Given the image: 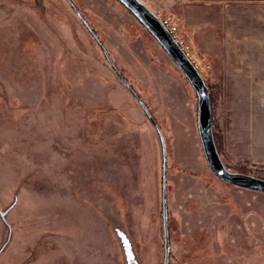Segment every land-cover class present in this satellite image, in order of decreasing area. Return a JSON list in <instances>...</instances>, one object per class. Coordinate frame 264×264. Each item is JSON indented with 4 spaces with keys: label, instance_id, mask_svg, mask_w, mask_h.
Wrapping results in <instances>:
<instances>
[{
    "label": "rangeland",
    "instance_id": "1",
    "mask_svg": "<svg viewBox=\"0 0 264 264\" xmlns=\"http://www.w3.org/2000/svg\"><path fill=\"white\" fill-rule=\"evenodd\" d=\"M141 1L204 78L224 165L264 178V0ZM163 174L167 264H264V193L211 171L144 25L117 0H0V264H163Z\"/></svg>",
    "mask_w": 264,
    "mask_h": 264
},
{
    "label": "water",
    "instance_id": "2",
    "mask_svg": "<svg viewBox=\"0 0 264 264\" xmlns=\"http://www.w3.org/2000/svg\"><path fill=\"white\" fill-rule=\"evenodd\" d=\"M154 36L184 76L189 81L197 96V128L200 137L202 150L211 171L223 181L252 190L264 193V178L251 174L231 171L222 162L218 153L212 129V115L208 86L197 69L196 65L187 55L185 50L169 31L159 16L153 12L141 0H119ZM139 100V99H138ZM143 108V103L139 101ZM162 146L163 140L161 136ZM164 154V151H163ZM164 175V174H163ZM165 177V176H164ZM163 217H164V263L168 260L169 241L166 229V209L165 196L162 197Z\"/></svg>",
    "mask_w": 264,
    "mask_h": 264
},
{
    "label": "trees",
    "instance_id": "3",
    "mask_svg": "<svg viewBox=\"0 0 264 264\" xmlns=\"http://www.w3.org/2000/svg\"><path fill=\"white\" fill-rule=\"evenodd\" d=\"M118 2H120L119 0H117ZM121 3V2H120ZM122 4V3H121ZM123 5V4H122ZM124 6V5H123ZM126 8V7H125ZM128 10V9H127ZM129 11V10H128ZM130 12V11H129ZM131 13V12H130ZM92 31V33L93 34H95L94 33V31L93 30H91ZM154 37V36H153ZM101 44V43H100ZM128 88H129V90L133 93V95H134V91L132 90V88L130 87V86H128ZM136 96V95H135ZM143 106L145 107V108H143L144 110H145V112H146V115H147V117H148V119L149 120H151V122H152V124L154 125V126H156L157 127V124L152 120V117H151V115H150V113L147 111V108H146V106L143 104ZM213 136H214V133H213ZM214 140H215V136H214ZM161 143H162V141H161ZM215 144H216V147H217V143H216V140H215ZM217 150H218V147H217ZM218 153H219V150H218ZM163 161H164V163H163V165H162V168H163V171H165V169H166V164H165V152H164V154H163ZM165 196L166 195V180H165V177H164V175H162V196ZM165 209H166V206H165ZM162 212H163V205H162ZM165 222H166V231H167V237H169V232H168V227H167V218L165 217ZM163 233H164V235H165V230H164V217H163Z\"/></svg>",
    "mask_w": 264,
    "mask_h": 264
},
{
    "label": "built area",
    "instance_id": "4",
    "mask_svg": "<svg viewBox=\"0 0 264 264\" xmlns=\"http://www.w3.org/2000/svg\"><path fill=\"white\" fill-rule=\"evenodd\" d=\"M162 21L166 25V27L169 29V31L173 34V30L171 28H169L167 22L165 20H162Z\"/></svg>",
    "mask_w": 264,
    "mask_h": 264
}]
</instances>
